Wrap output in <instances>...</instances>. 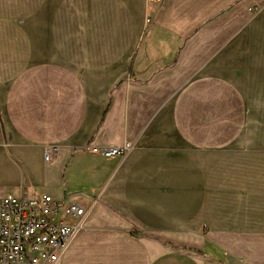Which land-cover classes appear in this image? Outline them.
<instances>
[{
    "label": "crops",
    "instance_id": "1",
    "mask_svg": "<svg viewBox=\"0 0 264 264\" xmlns=\"http://www.w3.org/2000/svg\"><path fill=\"white\" fill-rule=\"evenodd\" d=\"M253 2L264 0H33L30 31L23 3L12 15L0 0V196L87 207L55 264H264V178L221 171L232 144L200 135L210 126L173 123L191 92L211 99L201 84L234 81L216 51ZM57 4L81 39L63 56L50 46ZM251 22L264 31V10ZM125 141L124 155L87 151Z\"/></svg>",
    "mask_w": 264,
    "mask_h": 264
},
{
    "label": "rangeland",
    "instance_id": "2",
    "mask_svg": "<svg viewBox=\"0 0 264 264\" xmlns=\"http://www.w3.org/2000/svg\"><path fill=\"white\" fill-rule=\"evenodd\" d=\"M16 1L9 0L8 11L12 15ZM18 1L23 3L21 7L25 15L23 18L21 16L19 23L24 24L30 31L37 29L38 24L35 25L32 17L33 0ZM57 9V27L50 37V46L51 50L63 56L66 54L65 49L69 50L71 44L75 46L77 41L81 44V39L71 37L64 28L66 6L57 4ZM247 10L248 22H244L234 31L216 51L218 65L232 75L230 79L234 80H231L233 83L226 79L221 80L215 89L208 82L201 84L199 89L202 92L199 96L211 99H197L198 95H194L196 91L191 92L190 99L179 102V113L173 123H200L210 126L213 132L200 135L215 136L218 141L232 144V148L223 150L229 152L231 157L218 168L221 171L231 169L234 173L247 174L250 179L254 175L264 178V101L246 99L248 96L256 97L257 94L264 96V76H257L259 71L264 72V69L258 68L264 62V31H261L262 26H259L258 31V28L253 29L251 25V21L264 10V3H250ZM17 23L11 17L8 28H15ZM88 26L89 29H95L100 26V22L89 20ZM85 40L88 44L97 43L95 36ZM254 180L247 182L251 184ZM63 200L65 204L68 197ZM171 247L182 249L184 246L175 243Z\"/></svg>",
    "mask_w": 264,
    "mask_h": 264
},
{
    "label": "built area",
    "instance_id": "3",
    "mask_svg": "<svg viewBox=\"0 0 264 264\" xmlns=\"http://www.w3.org/2000/svg\"><path fill=\"white\" fill-rule=\"evenodd\" d=\"M131 148L132 143L125 141L93 146L87 151L120 156ZM52 153L53 148L46 149V162ZM86 211L87 207L76 199L60 207L48 193L27 195L21 191L0 196V264H55ZM70 217L74 223L67 222Z\"/></svg>",
    "mask_w": 264,
    "mask_h": 264
},
{
    "label": "trees",
    "instance_id": "4",
    "mask_svg": "<svg viewBox=\"0 0 264 264\" xmlns=\"http://www.w3.org/2000/svg\"><path fill=\"white\" fill-rule=\"evenodd\" d=\"M109 105H110V103H108V106H107V108L105 109V111H104V113H103V116H102V118H101V120H100V122H99V124H98L97 127H99V126L102 124V122H103V120H104V116H105V114H106V112H107V110H108ZM189 250H192V249H189ZM194 251H196V250H194Z\"/></svg>",
    "mask_w": 264,
    "mask_h": 264
}]
</instances>
